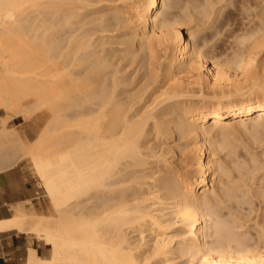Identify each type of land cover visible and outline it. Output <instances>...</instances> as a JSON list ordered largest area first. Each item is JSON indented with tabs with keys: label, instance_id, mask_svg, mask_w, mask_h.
Here are the masks:
<instances>
[{
	"label": "bare ground",
	"instance_id": "bare-ground-1",
	"mask_svg": "<svg viewBox=\"0 0 264 264\" xmlns=\"http://www.w3.org/2000/svg\"><path fill=\"white\" fill-rule=\"evenodd\" d=\"M242 1L236 12L250 5ZM263 2L254 5L258 12L247 8L259 25L232 34L235 49L218 59L206 49L210 36L200 34L222 16L215 0H0V109L7 121L40 118L30 155L59 213L54 221L13 214L0 224L51 246L49 259L30 249L28 264H143L142 244L133 251L124 234L136 224L160 231L147 252L164 263L178 251L196 264H264V242L208 243L216 228L209 223L212 201L222 187L214 179L207 186L217 164L211 138L225 143L228 131L264 124ZM224 14L229 23L232 11ZM29 99L35 102L27 105ZM15 132L18 145L24 138ZM170 138L186 140L195 174L165 177L169 161L159 165L164 149L158 155L150 141ZM171 189L166 202L160 195ZM94 194L119 200L110 195L98 212L84 211L83 199ZM174 229L177 240L168 234Z\"/></svg>",
	"mask_w": 264,
	"mask_h": 264
},
{
	"label": "rangeland",
	"instance_id": "rangeland-1",
	"mask_svg": "<svg viewBox=\"0 0 264 264\" xmlns=\"http://www.w3.org/2000/svg\"><path fill=\"white\" fill-rule=\"evenodd\" d=\"M253 1L252 0L247 1L249 2L248 4L251 5V7H252V4L253 6L257 4V0L254 1L255 3ZM215 2H217V4H215L216 6L214 5V8H217V6L222 7L220 8V11H223L221 12L222 16L221 14H219L220 13L219 12L218 18L217 16L215 18L218 21L215 20L214 21L215 23H212L213 24L212 27L208 28L209 25L208 26L206 25V27L203 29V31H201L200 34L202 35L207 34L208 35L207 37L210 36L209 37L210 39H208V43L206 44V49H208L209 51L210 49L211 50L213 49L216 54L219 53L217 54L219 55L217 56L218 59L219 57L222 59V56H223L222 54H224V57L225 55H228V52L230 54V49L232 48V46H233L232 51L235 49L234 47L236 43L235 45L234 44L232 45V43L230 42L233 39L232 34L233 35H235L236 33L238 34L239 31H241L243 28H246V30L249 27L253 28L254 27L253 25L255 23H256L255 26L259 25L257 23H258V18L260 17L256 16L257 17L256 18L254 15L256 11L257 12L259 11L258 9L259 7L254 6L256 11L254 9L253 12L254 11L255 12L253 14L252 12L253 8L251 9V11H248L247 8L250 10L251 8L250 5H247L245 9L243 8L244 4H242V9H244V11L246 12L244 11L236 12L238 5L240 3V0H223V1L215 0ZM258 2H261V0H258ZM241 3H244V2L241 0ZM241 3L239 7L241 6ZM233 5L234 6L236 5V6L233 7ZM239 9L240 8H238V10ZM224 10L226 12L229 10L232 11L231 17L233 18L234 23L232 21V18L231 20H229L230 22L227 23L228 20L225 19ZM234 13L237 16H234ZM249 13L252 15L253 18H251ZM240 15L242 17H240ZM235 17H238V18H235ZM230 23L231 25H229ZM232 42H234V40ZM210 53H212L211 54L212 56L216 57V55H214L215 53H213L212 51H210ZM133 68L134 66H131L130 70H132ZM134 74L135 73H133L132 76ZM238 98H240L239 95L230 96V99H238ZM208 99H212V98L208 97L207 100ZM213 100L222 101L224 99L217 98ZM34 102H35L34 99H29L26 102V104L31 105ZM22 117L13 116L12 119H10V121H7L9 119L8 113L0 109V119H1L0 128L2 130L0 131V158H1L0 167L2 168L5 164H7L8 162H12L13 160L12 162L13 166H10V167H15L16 169L20 170L22 172L24 180H28V189L30 190L32 194V198H28L24 200L21 204H19L18 207H20V209L22 210L21 214L27 217L28 219H33V220L46 219L49 221H54L59 217V213L55 209L54 204L52 203L50 198L45 193L42 187L41 180L38 177L35 171V168L33 166L31 155H30V150L32 147L31 141H33L34 144L37 142L36 138L41 133L42 124H38L40 120V118L38 117H33L29 121L23 117L25 119V122L23 121L24 119ZM4 119H7V120H4ZM2 120L4 122L1 124ZM262 126L264 127V124ZM262 126L260 128L257 127L258 129H256V131H254L255 129L254 130L252 129L243 130L240 128H239L240 130L235 129V130L228 131L225 137V141H226L225 143L224 141L221 140V137L216 136V137H213V139L211 138L212 140L211 149L213 150V158H214L213 160L215 164L216 163L217 164H216V167H214V169L212 170L213 173L210 174L209 176V182L207 186L209 187L211 185L212 179H214V181H217V182L220 180L222 190L219 187L221 192L217 191V193L219 194V197H218L219 203L217 200L212 201L213 207L211 209V214H212V218L213 217L214 218L209 223H210V226L212 225V227L216 226V228H218V225L221 222L222 228L220 226V228H218V231H216V228L215 229L211 228V230H209L210 235H212L208 238V243L210 244L213 243L215 245L218 242V240L224 243L232 242V244H234L235 242H239V243L244 242L245 245L249 244L248 246L257 245L256 244L257 242L260 244H262L261 242H264V128H262ZM3 127L5 128V130ZM3 131L6 132V134ZM15 131H18L17 133L20 132L19 140L24 138L22 139L24 143L26 144L28 143V145L31 144V146L27 145L26 147V145L24 144L22 148L23 149L25 148V149L23 151L20 148L23 144L22 143L23 141L21 142L20 140L21 143L18 141V145H17L16 144L17 139L14 135H12L14 134ZM13 137L16 139V140L14 139L15 141H13ZM6 139H7V142H6ZM10 141L13 143L9 145V143H11ZM153 142L154 141H150V143L153 144L155 153L157 152L158 155H160L159 151L162 152V150L160 149H164L163 151L164 156L163 154L162 156H160L159 160L161 159L162 160L161 162H159V165L162 164L164 158H167L169 161L167 164L169 174L167 173L168 176H165L166 178H169V181H171L170 177H172L175 172H178L180 175L195 174L196 155L195 154L193 155V153H189L190 146L186 145L185 139L180 140V139L170 138L169 140H167V143L162 144V145L161 143L159 144V143H155V142L153 143ZM16 145L19 147H17ZM28 147L29 149H27ZM19 153H20V156H19ZM23 155L24 157H22ZM15 160L16 162H14ZM155 161L156 159H153V162L156 165ZM218 166H219V169L221 167V170L222 169L224 170V173L222 174L221 177L217 175ZM159 174H157V177H161V173ZM146 180L148 181V179ZM231 181H232V184H230ZM233 181L235 182L233 183ZM149 182H151V180H149ZM220 184H218V186ZM232 185L234 186L232 187ZM231 188L233 190L230 191ZM172 191H173L172 189L168 191L164 190V192H162L163 194L165 193L164 195H160L161 191H159L158 195L163 197L165 201L168 199L166 202L170 200L172 201V198L174 197L173 193H175V192L172 193ZM125 192H124V195L127 197V200H129L130 190L127 189L126 194ZM106 195L108 194H99V195L94 194L93 196H88L84 198L81 204L85 208V210L84 209L83 210L86 212L87 211L88 212H98L101 206H103V204L105 205L106 202H107L106 204L108 203L110 204V202H115L116 200L117 201L119 200L117 198H113V196L114 197L118 196L119 193L116 194V196L115 194L113 196L112 194H110L111 196L110 195L106 196ZM109 196L110 198H113V199H110V202L106 201V199L108 200ZM215 203L218 205L216 206ZM146 204H148V202ZM214 219L216 221V224L218 223L217 225L215 224ZM172 222H173V218H172ZM150 225L141 224V226H139L136 224L135 226L133 225L132 227H127L124 230L127 243L131 245L130 248L133 249V251L134 249H136L135 247H137L138 242H140L138 246L142 244L143 247L140 248V251L137 252V254L138 256L140 255L142 258L143 256L145 257L146 261H143V264H145L144 262H148V264H196L195 258H193V260H190L191 258L188 255L187 256L181 255L179 254L178 251H175V253L167 256L168 258L167 263L163 262L165 257L163 258L159 257L160 259H156L157 257L155 258V256L150 257L151 256L150 251H152V248H150L152 247V242L150 241H152V238L154 237V235L157 237L160 234V231L156 229L154 225H151V226ZM178 232H179L178 230L174 229V230L169 231L168 234L171 236H174L175 239L177 240L180 237L178 235L179 234ZM216 232L217 234L219 233V236L216 234ZM151 233L153 236L150 235ZM142 234H143V237H145L144 241L147 242V244L149 243L148 245L147 244L144 245L143 244L144 241L143 242L139 241L140 240L139 236ZM34 236L28 234L29 240L33 238L38 240V242H34V245L39 247L37 255L44 259H49L52 254L51 246L46 244V241L44 238H38L36 236L35 238ZM178 242L180 241L178 240ZM28 246H31V242H28ZM179 246H180V243H178L177 247ZM142 248L143 250H141ZM137 250L138 249H136L135 252ZM147 251H149L150 256L148 255ZM147 256H149L150 258H147ZM18 264H28V258L25 263V256H24Z\"/></svg>",
	"mask_w": 264,
	"mask_h": 264
},
{
	"label": "crops",
	"instance_id": "crops-1",
	"mask_svg": "<svg viewBox=\"0 0 264 264\" xmlns=\"http://www.w3.org/2000/svg\"><path fill=\"white\" fill-rule=\"evenodd\" d=\"M28 198H32V194L22 172L15 167L0 169V224L21 214L18 206ZM16 208L19 209L18 213H14ZM28 234L16 228H0V264H18L24 256L26 263L30 249L38 254L39 247L34 245L38 240H29ZM28 242H31V246H28Z\"/></svg>",
	"mask_w": 264,
	"mask_h": 264
}]
</instances>
